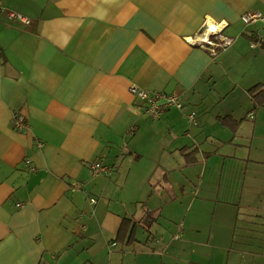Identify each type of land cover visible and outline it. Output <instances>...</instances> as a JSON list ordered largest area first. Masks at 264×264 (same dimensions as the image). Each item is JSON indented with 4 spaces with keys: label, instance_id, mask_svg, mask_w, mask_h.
I'll list each match as a JSON object with an SVG mask.
<instances>
[{
    "label": "crops",
    "instance_id": "0c3cea01",
    "mask_svg": "<svg viewBox=\"0 0 264 264\" xmlns=\"http://www.w3.org/2000/svg\"><path fill=\"white\" fill-rule=\"evenodd\" d=\"M246 11L264 15V0H0V264H179L168 254L181 245L184 264H230L236 230L262 228L264 207L256 221L237 213L231 230L207 226L211 251L200 254L204 224L193 212L207 202L216 151L197 140L206 128L235 133L253 118L252 132L261 129L264 103L249 90L264 89V23H244ZM205 20L226 24L233 38L214 56L188 42ZM131 85L174 90L184 106L149 118ZM260 154L256 145L246 159L264 164ZM96 159L112 166L109 176L91 175ZM124 223L130 243L118 238ZM215 235L225 255L212 254ZM255 243L239 264H264V239Z\"/></svg>",
    "mask_w": 264,
    "mask_h": 264
},
{
    "label": "rangeland",
    "instance_id": "374dc122",
    "mask_svg": "<svg viewBox=\"0 0 264 264\" xmlns=\"http://www.w3.org/2000/svg\"><path fill=\"white\" fill-rule=\"evenodd\" d=\"M261 110L264 112V108H261ZM254 121L255 118L243 120L242 127L238 128L235 133H232L227 128L217 127L215 130L206 128L197 140L198 143L204 140L209 141L207 144H211L216 151L208 157L209 165L206 170V175L210 176L204 183L205 192H203V198L207 202L204 207L199 209L198 214L195 208L193 212L194 219H196V215H198L199 221L204 224V226H200L198 229L200 240L198 248L199 253L202 255H207L211 251L210 248L203 244L209 238L206 232L207 226L213 224V226H217L223 230H228L230 226L231 230V221L232 223L235 221L237 213H239L241 220L243 219L248 222L252 220L256 221L258 219L256 213L259 209L264 207V164L253 161L250 162L246 159L249 151L253 154L256 145H258L259 153L261 151L260 155L264 156V114L261 118V122H258L257 128L261 129H259L257 133L252 132ZM251 144L253 146L252 149H250ZM229 154L234 156H230ZM173 167L176 166L174 165ZM178 169H181L183 174H185L186 171H184L183 168ZM171 170L174 171L170 172V177L174 178L176 181L179 172L175 169ZM194 182L196 183V181ZM171 183L174 184L173 181ZM159 186L160 185L157 186V184L154 185L155 191L159 190L160 193H163L168 198L174 196L167 193L164 187ZM183 186L185 191L193 189V185L189 180L185 181ZM174 191L176 195L179 194V190L177 191V189H175ZM239 197L242 201L241 204L239 203ZM182 202L184 204L183 199ZM133 205H135L134 202ZM228 212L231 213L230 217H228ZM263 228L264 226H262V228L256 227L249 231L250 233H255L254 236H252L254 237L252 241L244 240L243 237L241 238V236H250V233L241 229L236 230L238 237L234 243V250H232L233 256L229 257L228 263L239 264V256L243 254L241 251L249 246H254L258 237L264 239ZM144 234L145 232L143 229L139 228L138 236L142 238ZM211 240L214 246L212 254L219 252L225 255L227 253V246L225 245L228 244H223L222 237L218 238L215 235V238ZM119 248L120 246L117 247V249ZM168 255L177 256L180 260L179 264H184L185 258L189 256V247L188 245H181L178 250L172 251L170 249ZM130 257L131 255L127 256V258Z\"/></svg>",
    "mask_w": 264,
    "mask_h": 264
},
{
    "label": "built area",
    "instance_id": "2783aa9c",
    "mask_svg": "<svg viewBox=\"0 0 264 264\" xmlns=\"http://www.w3.org/2000/svg\"><path fill=\"white\" fill-rule=\"evenodd\" d=\"M7 15L11 19H18L23 23H29V19L19 13L9 11ZM241 20L246 24L255 22L264 23V15L260 12L246 11L241 14ZM225 26L226 24L222 22L216 23L210 20H205L200 34L196 37L189 38L188 42L198 45L199 47L207 50L210 55L214 56L219 50H223L232 44L233 38L223 33ZM251 46L253 47L255 44L252 42ZM129 89L135 99L142 102L143 112L152 119L159 118L167 108L174 107L182 109L184 106L179 93L174 90L170 92L151 91L139 88L135 85H131ZM12 120L17 128L27 127V124L22 121L17 114L13 115ZM188 120L191 123L196 122L195 112L192 111L188 114ZM88 167L92 176H109L113 171L111 165L105 164L100 159L90 162ZM77 189H79V185L75 184L71 186V190ZM89 202L94 204L96 203V199L91 197L89 198ZM40 264L49 263L42 262Z\"/></svg>",
    "mask_w": 264,
    "mask_h": 264
},
{
    "label": "trees",
    "instance_id": "16d2710c",
    "mask_svg": "<svg viewBox=\"0 0 264 264\" xmlns=\"http://www.w3.org/2000/svg\"><path fill=\"white\" fill-rule=\"evenodd\" d=\"M252 93V98L256 105H262L264 103V89H260L259 86H255L250 88L249 90ZM128 223H124L121 225L120 230L118 232V238L120 240H125L126 243H130L134 240L132 231L128 235ZM127 235V238H126Z\"/></svg>",
    "mask_w": 264,
    "mask_h": 264
}]
</instances>
